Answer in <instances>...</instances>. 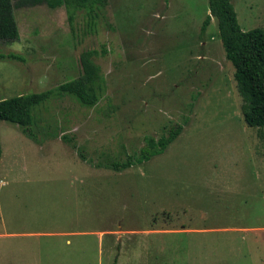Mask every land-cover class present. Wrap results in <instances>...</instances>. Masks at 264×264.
<instances>
[{
  "label": "rangeland",
  "instance_id": "obj_1",
  "mask_svg": "<svg viewBox=\"0 0 264 264\" xmlns=\"http://www.w3.org/2000/svg\"><path fill=\"white\" fill-rule=\"evenodd\" d=\"M230 2L242 31H264V0ZM95 13L21 3L16 39L0 42L21 59H0V100L78 77L84 50L103 83L92 107L34 106L30 137L0 121V264H264V128L242 121L216 21L199 35L207 0H106ZM175 124L148 162L93 166Z\"/></svg>",
  "mask_w": 264,
  "mask_h": 264
},
{
  "label": "trees",
  "instance_id": "obj_2",
  "mask_svg": "<svg viewBox=\"0 0 264 264\" xmlns=\"http://www.w3.org/2000/svg\"><path fill=\"white\" fill-rule=\"evenodd\" d=\"M18 2L17 4H15ZM36 5L45 3L50 8L63 6L67 19L71 21L77 11H86L92 17L95 10L106 5V0H0V42L10 43L17 36V26L13 10L20 4ZM210 18L216 21L218 37L225 60L232 67L235 90L240 98V115L243 123L250 128H264V31L259 28L242 31L237 23L230 0H207V15L203 19L199 35L202 36ZM96 50H84L79 54L80 75L62 82L54 88L39 93H28L0 100V121L16 125L21 132L30 137L32 126L31 109L54 95H68L83 107L96 104L102 90V78L93 58ZM0 59L21 61L14 54H0ZM182 127L175 124L164 130L158 137H145L137 151L125 154L123 158L98 159L93 166L113 172L140 166L155 156L161 155L166 147L179 135ZM61 139L76 148L71 138ZM1 155V150H0ZM78 156H84L78 151Z\"/></svg>",
  "mask_w": 264,
  "mask_h": 264
}]
</instances>
